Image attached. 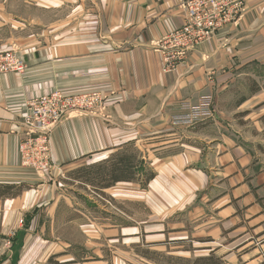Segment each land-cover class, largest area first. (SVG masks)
<instances>
[{
  "label": "crops",
  "instance_id": "0c3cea01",
  "mask_svg": "<svg viewBox=\"0 0 264 264\" xmlns=\"http://www.w3.org/2000/svg\"><path fill=\"white\" fill-rule=\"evenodd\" d=\"M183 1L1 0L19 36L0 49L27 66L0 73V188L11 192L0 195V264H124L132 244L158 250L165 235L175 256L264 264V0H245L235 24L165 69L162 40L183 23ZM53 90H100L105 101L52 130L53 164L37 172L20 162L21 122L26 101ZM203 94L213 98L212 117L170 124L181 100ZM128 149L141 160L133 156L135 168L143 161L154 175L145 186L100 189L125 206L123 216L62 180ZM133 201L146 210L135 223ZM201 233L210 237L202 249L183 247Z\"/></svg>",
  "mask_w": 264,
  "mask_h": 264
},
{
  "label": "built area",
  "instance_id": "2783aa9c",
  "mask_svg": "<svg viewBox=\"0 0 264 264\" xmlns=\"http://www.w3.org/2000/svg\"><path fill=\"white\" fill-rule=\"evenodd\" d=\"M183 23L167 35L162 43L167 47L163 53L165 69L173 68L179 60L210 39L226 25L235 24L245 10V0H184ZM26 61L13 49L0 51V73L22 74ZM100 90L66 94L61 90L38 95L26 101L22 118L23 131L19 142L20 162L37 172L52 166L50 135L65 118L76 112L93 113L104 103ZM214 115L213 98L203 94L196 101L183 99L177 111L170 115L173 126H192Z\"/></svg>",
  "mask_w": 264,
  "mask_h": 264
},
{
  "label": "rangeland",
  "instance_id": "374dc122",
  "mask_svg": "<svg viewBox=\"0 0 264 264\" xmlns=\"http://www.w3.org/2000/svg\"><path fill=\"white\" fill-rule=\"evenodd\" d=\"M8 2V1H7ZM1 0H0V44L1 43H4L5 41H9L7 38H10L12 36H14L15 38H17L19 36V32L18 30L19 29H13L11 27V23L12 22H5V18L3 16V13H2V5H1ZM37 14V13H36ZM41 16L43 15V13L40 14ZM11 17H9L8 20L11 21ZM10 49H12L10 47ZM4 49H0V51H3ZM14 50V49H13ZM15 51V50H14ZM124 151V150H122ZM129 155H132L134 156V158L137 157V154L135 151L131 150V149H128L127 152H125ZM109 157V156H108ZM106 159V158H105ZM138 159V163L141 161H139V158H136ZM104 161V159L102 160H99V161H96V162H93V163H90L84 167H81L79 168L80 170L76 171H70V172H67V173H64V176L66 177L65 179H62L64 180L65 182H67L68 184H76L78 186V188L80 187L81 190L84 188L87 192H89V194H91L92 196H94V198H97L99 201H101V204L104 203L107 199V197L105 195H103V193L101 192L100 189L96 188V187H85L84 185L80 184V183H75V181H81V182H87V178H91L95 175L94 172H96V168H98L99 164ZM145 164L141 163V165L137 168V171H138V177L139 179V182L141 184L142 180L145 178L146 176V173L147 171L148 172H151L147 167L144 166ZM93 179V178H92ZM94 181H97V180H94ZM138 181V180H137ZM75 185V186H76ZM76 186V187H77ZM83 187V188H82ZM91 201V200H89ZM108 201V202H107ZM106 202L108 203L109 206L112 207V210L113 212L115 213H118V214H124V211H123V208H125L124 205H122L121 203H117V202H114L113 200H106ZM110 202V203H109ZM127 207L126 210H128V212H130V216L131 215H135L134 217V223L137 221L136 219L139 220L138 217H141V216H144L146 214V210L143 208V207H139V204L138 202H134L132 204H127ZM101 209V214L102 211H104L103 207L100 208ZM129 216V215H128ZM203 216H206V214H202V217ZM125 217V216H124ZM172 219H167L165 221V224L166 226L165 227H170L171 224H172ZM170 235H165L164 238L166 240V245L163 247V248H154L152 247L151 249H149V245L147 244V242H145V240L143 241H140L139 243H136V244H132L131 247H132V252L129 251V253H124V264H165V255H174L172 252L173 250V242L169 241L168 240V237ZM210 239V237H208L207 235H205L204 233H201V234H194L193 236H188V238L186 240H184V243H182L183 247L185 249H193L192 245H195L197 247H199L200 245H203L202 242H205V241H208ZM201 242V243H200ZM203 247H199V248H194L196 250H200L202 249ZM145 249H149L150 251H154V252H157L159 253V257H157L156 259H149V258H146L145 256H143L142 254L139 253V251H142V250H145ZM262 251V250H261ZM138 256H136V255ZM155 256H156V253H154ZM177 255V254H175ZM154 257V255H152ZM163 256V257H162ZM261 256H262V259L264 260V252H261ZM237 264H241V262H237Z\"/></svg>",
  "mask_w": 264,
  "mask_h": 264
},
{
  "label": "trees",
  "instance_id": "16d2710c",
  "mask_svg": "<svg viewBox=\"0 0 264 264\" xmlns=\"http://www.w3.org/2000/svg\"><path fill=\"white\" fill-rule=\"evenodd\" d=\"M94 173L95 175L93 177L87 178L86 180L87 182L98 184L99 186H95L98 189L107 187L117 181L141 180L138 177L137 168H135V165H133V156L123 152L112 153L99 164L98 168H96V172ZM153 175V172L147 171L145 178L141 182V185L145 186L149 180L153 178ZM8 187L0 188V195L10 194L11 192ZM139 253L149 259H156L159 257V253L150 251L149 249L139 251ZM154 253H156V256ZM152 255H154V257ZM165 259V264H226L222 256L213 252L193 258L169 254L165 255Z\"/></svg>",
  "mask_w": 264,
  "mask_h": 264
}]
</instances>
